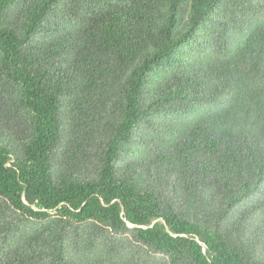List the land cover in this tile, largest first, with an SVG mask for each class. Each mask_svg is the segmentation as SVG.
<instances>
[{"label": "trees", "instance_id": "obj_1", "mask_svg": "<svg viewBox=\"0 0 264 264\" xmlns=\"http://www.w3.org/2000/svg\"><path fill=\"white\" fill-rule=\"evenodd\" d=\"M0 264H264V0H0Z\"/></svg>", "mask_w": 264, "mask_h": 264}]
</instances>
